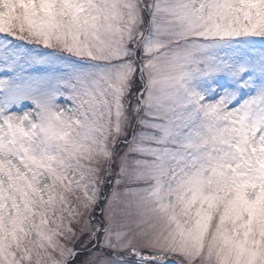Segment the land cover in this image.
I'll return each instance as SVG.
<instances>
[{
	"label": "snow or ice",
	"instance_id": "1",
	"mask_svg": "<svg viewBox=\"0 0 264 264\" xmlns=\"http://www.w3.org/2000/svg\"><path fill=\"white\" fill-rule=\"evenodd\" d=\"M0 264H264V0H0Z\"/></svg>",
	"mask_w": 264,
	"mask_h": 264
}]
</instances>
